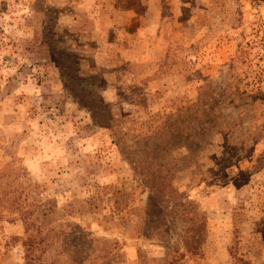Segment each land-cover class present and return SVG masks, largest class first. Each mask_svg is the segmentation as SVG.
Instances as JSON below:
<instances>
[{"label": "rangeland", "instance_id": "374dc122", "mask_svg": "<svg viewBox=\"0 0 264 264\" xmlns=\"http://www.w3.org/2000/svg\"><path fill=\"white\" fill-rule=\"evenodd\" d=\"M0 264H264V1L0 0Z\"/></svg>", "mask_w": 264, "mask_h": 264}, {"label": "trees", "instance_id": "16d2710c", "mask_svg": "<svg viewBox=\"0 0 264 264\" xmlns=\"http://www.w3.org/2000/svg\"><path fill=\"white\" fill-rule=\"evenodd\" d=\"M262 1H264V0H262ZM153 170L154 169H152L151 167H148V166H146V167H139L138 168V174L142 177L141 178V181L144 182V185L145 186H147V184L149 185L151 183L152 184L155 183L156 181L154 179H156L158 181V179H157L158 177L159 178H162V174H164V172H165L166 169L164 167H161V169H158V170L155 169L154 171ZM156 176H158V177H156ZM166 184L167 183H165L163 185H166ZM152 188H155V187H152ZM156 190L154 189V190H152V192L154 194H156L157 193ZM201 232L202 231L200 229V234H202ZM196 244L197 245H195V247H194V250L195 251H197L200 248L201 242L200 241H197ZM191 247L193 248V245H190V249H191Z\"/></svg>", "mask_w": 264, "mask_h": 264}]
</instances>
